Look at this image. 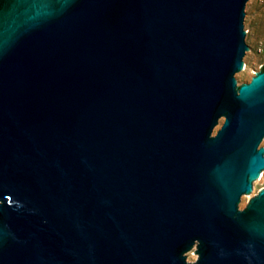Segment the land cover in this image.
<instances>
[{
  "label": "water",
  "instance_id": "1",
  "mask_svg": "<svg viewBox=\"0 0 264 264\" xmlns=\"http://www.w3.org/2000/svg\"><path fill=\"white\" fill-rule=\"evenodd\" d=\"M253 2L0 0V264H264Z\"/></svg>",
  "mask_w": 264,
  "mask_h": 264
},
{
  "label": "rangeland",
  "instance_id": "2",
  "mask_svg": "<svg viewBox=\"0 0 264 264\" xmlns=\"http://www.w3.org/2000/svg\"><path fill=\"white\" fill-rule=\"evenodd\" d=\"M250 9L253 19L247 36L253 41V54L239 79L240 87L249 85L253 78L261 73V67L264 65V0H254ZM253 182L258 192L255 199L264 190V176L254 178ZM198 250L199 247L196 248L191 263L198 259Z\"/></svg>",
  "mask_w": 264,
  "mask_h": 264
},
{
  "label": "trees",
  "instance_id": "3",
  "mask_svg": "<svg viewBox=\"0 0 264 264\" xmlns=\"http://www.w3.org/2000/svg\"><path fill=\"white\" fill-rule=\"evenodd\" d=\"M261 72H264V65L261 67V70H260Z\"/></svg>",
  "mask_w": 264,
  "mask_h": 264
},
{
  "label": "flooded vegetation",
  "instance_id": "4",
  "mask_svg": "<svg viewBox=\"0 0 264 264\" xmlns=\"http://www.w3.org/2000/svg\"><path fill=\"white\" fill-rule=\"evenodd\" d=\"M59 0H57V2H58Z\"/></svg>",
  "mask_w": 264,
  "mask_h": 264
},
{
  "label": "bare ground",
  "instance_id": "5",
  "mask_svg": "<svg viewBox=\"0 0 264 264\" xmlns=\"http://www.w3.org/2000/svg\"><path fill=\"white\" fill-rule=\"evenodd\" d=\"M257 83V82H256Z\"/></svg>",
  "mask_w": 264,
  "mask_h": 264
}]
</instances>
